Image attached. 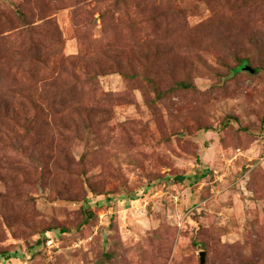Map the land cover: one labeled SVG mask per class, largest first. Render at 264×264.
<instances>
[{
  "label": "rangeland",
  "instance_id": "obj_1",
  "mask_svg": "<svg viewBox=\"0 0 264 264\" xmlns=\"http://www.w3.org/2000/svg\"><path fill=\"white\" fill-rule=\"evenodd\" d=\"M202 250L264 264V0H0V264Z\"/></svg>",
  "mask_w": 264,
  "mask_h": 264
},
{
  "label": "trees",
  "instance_id": "obj_2",
  "mask_svg": "<svg viewBox=\"0 0 264 264\" xmlns=\"http://www.w3.org/2000/svg\"><path fill=\"white\" fill-rule=\"evenodd\" d=\"M246 61H247V59L242 58L241 59V63H239L237 66L232 68L233 72L237 73L239 70L243 69L244 66L246 65V63H245ZM207 173H208V171H204L201 174L196 173V174H193V175L180 174V175H176L175 176V180L178 181V182H184L186 179H190L191 183H195L199 179L205 177L207 175ZM88 205L89 204H87L85 206V209H84V213L86 215L85 221H88L90 218L93 217L92 211L88 210ZM202 251H204V250H202ZM7 256H8V254H7ZM12 256L18 257L19 253H13Z\"/></svg>",
  "mask_w": 264,
  "mask_h": 264
},
{
  "label": "water",
  "instance_id": "obj_3",
  "mask_svg": "<svg viewBox=\"0 0 264 264\" xmlns=\"http://www.w3.org/2000/svg\"><path fill=\"white\" fill-rule=\"evenodd\" d=\"M206 261V251L200 252V264H205Z\"/></svg>",
  "mask_w": 264,
  "mask_h": 264
}]
</instances>
